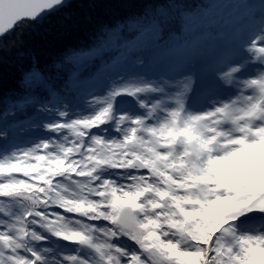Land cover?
<instances>
[{"label": "snow or ice", "instance_id": "snow-or-ice-1", "mask_svg": "<svg viewBox=\"0 0 264 264\" xmlns=\"http://www.w3.org/2000/svg\"><path fill=\"white\" fill-rule=\"evenodd\" d=\"M0 264H264V0H0Z\"/></svg>", "mask_w": 264, "mask_h": 264}, {"label": "trees", "instance_id": "trees-1", "mask_svg": "<svg viewBox=\"0 0 264 264\" xmlns=\"http://www.w3.org/2000/svg\"><path fill=\"white\" fill-rule=\"evenodd\" d=\"M190 2H193V3H195V2H197V0H190Z\"/></svg>", "mask_w": 264, "mask_h": 264}]
</instances>
